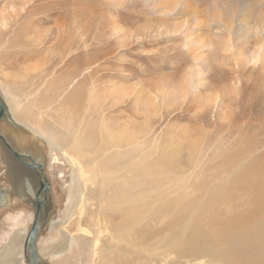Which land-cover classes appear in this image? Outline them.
I'll return each mask as SVG.
<instances>
[{"label": "rangeland", "instance_id": "rangeland-1", "mask_svg": "<svg viewBox=\"0 0 264 264\" xmlns=\"http://www.w3.org/2000/svg\"><path fill=\"white\" fill-rule=\"evenodd\" d=\"M0 89L17 120L60 148L44 143L55 220L37 248L49 264L63 248L60 230L75 236L80 227L122 257L126 248L110 234L111 212L101 206L106 198L88 196L95 189L76 142L83 136L102 146L134 132L145 148L138 153L150 188L181 176L174 198L181 199L172 207L181 215L173 220L165 210L146 209L144 253L130 248L123 255L128 264H159L167 241L150 263L152 243L168 240L188 214L203 231L193 240L214 239L219 264H264V0H0ZM52 90L62 94L59 105L62 96L72 107L80 102L78 116L60 117L67 126L57 121L58 105L51 104L52 112L44 107ZM79 115L86 127L74 137ZM62 155L74 161L85 186L82 208L67 221L71 166ZM171 164L179 175L167 171ZM5 170L0 162V189L8 188ZM146 183L142 192L150 197ZM237 217L246 225L234 224ZM32 218L19 200L0 213V264H26L23 241ZM213 218L216 226L208 228ZM227 227L235 231L229 235ZM12 237L18 249L9 247ZM70 254L80 264L76 244Z\"/></svg>", "mask_w": 264, "mask_h": 264}, {"label": "bare ground", "instance_id": "bare-ground-1", "mask_svg": "<svg viewBox=\"0 0 264 264\" xmlns=\"http://www.w3.org/2000/svg\"><path fill=\"white\" fill-rule=\"evenodd\" d=\"M0 92L4 98L5 104L9 110V113L11 114V117L17 124L26 128L30 132H33L42 141H44L45 144L47 142L52 150L54 149L58 151L60 150L58 144L48 142L42 133L38 132L37 130L31 127H28L27 125L17 120L13 114L12 106L7 100L5 93L1 89ZM58 93L59 92L52 90L50 94L51 96L49 99H46V104L44 107L47 108L49 111L51 110L52 112V109L50 108L52 107L51 104H54L56 107L58 105L56 112L54 111V114L57 113V115H59L58 119L62 117L63 113L64 115L66 114L71 115L75 113V116H78L77 112L80 110V102L78 98L76 99V101H74L75 105L72 107V105H70V99L68 100L63 99L62 96L63 101L59 105L57 104V99L62 94H58ZM66 103H67V107H66ZM50 114L51 113H49V115ZM57 121H59L62 126H67V122H64L62 118ZM85 125L83 124L82 115H79V125L72 127L74 137H77L80 134V129L86 127ZM93 130L91 129L90 131L92 135H94V133L96 132L95 130H94L95 132H93ZM99 134H100L99 137L100 139L104 138V135L102 134L101 131L99 132ZM134 136H135V132L128 135L127 139H123L121 142L112 140L106 142L102 146L98 144L96 146L92 145L91 141L83 139L82 138L83 136H81V138H78V142H76V145L81 148L80 156L82 158V163L86 168V172L90 173L89 181L94 186L93 189H95L86 192L88 193V196L90 198H95L97 194H101L103 198H106L105 199L106 202L101 204V206H103L104 211L110 210L111 212L106 221L108 224V230L110 234L116 235V237L118 238V242L126 248L125 252L121 253L122 257L121 258L116 257L120 254L118 248L106 244L104 246H99L98 243L101 240V237L92 236L90 231H88L86 228L80 227L77 228L78 234H75V236L73 234H70L69 232L66 233L64 230H60V234L63 238L64 244L63 243H61V245L59 244V246H61L60 248L63 247L62 249H60L62 250L61 253L58 252L60 251L58 248L56 249V251L58 250L57 253L54 252L55 255H54L53 264H76L74 263V260H72L70 256L71 255L70 252L74 244L78 246L80 264H91L90 263L91 258L94 259L95 261L93 264H128L124 256H129L130 248L133 254H135L136 256H140L142 253H144L145 245H143L142 243L143 237L140 238V235L143 236L144 219L146 217H150L151 214V212L146 211V209L151 210L154 213H161L163 210H165L164 214L173 216V220L175 218H179V215H181V213H179L178 211L176 212L175 210L172 209L173 206L175 207V209H177L178 203L180 202L181 199L180 197H179L180 199H176V200L174 199L175 197L177 198L178 190L180 189L177 186H179L178 182L182 181L180 179L181 176L173 180H167L165 184H160L155 190L150 188L145 182V180H143L144 178H142V176H144L142 174V172L144 171V165L140 164L139 161L140 157L138 151L141 149V151L143 152L145 148L138 146L140 145L139 144L140 137L138 138ZM59 137L62 140L64 139L63 134H61ZM127 140L130 143H134L133 145L135 146V148L133 147V145L127 142ZM35 149H37V147H35L34 150ZM64 159L68 162L69 166H71L70 185L68 188L69 192L66 198V209H65V217H66L65 221H67L70 220V218L73 216L74 214L73 212H75V210H77L78 208L79 209L82 208L81 204H83L84 200L82 197H80V192L85 191V186H83V183L81 181V171H79V169H76V165L74 161L69 157H66ZM38 160L39 159H36V161ZM166 169L168 172L170 171V173H175L176 175H179L178 172L176 171V167L173 164H171V166ZM150 170L152 172V168L149 169V171ZM17 183H18L17 185L19 186L22 185V183H19V181H17ZM145 183H146V188L149 190V192L152 193V196L150 197L142 192L143 189L142 186H144ZM23 189L26 191L28 188L23 187ZM184 195L186 198V193ZM184 195L183 196L181 195L182 198L184 197ZM188 195H190V193ZM171 198H173L174 201H172L173 199L171 200ZM170 201H172L173 203H171ZM186 214L187 212L184 211V217L186 216ZM228 217L229 216H225V217L222 216L220 218L226 220ZM165 218L166 216L163 217L162 220L163 223L165 221ZM237 218L239 219L241 217H237ZM54 220L50 221L48 227H50V225L53 224ZM173 220L171 221V223L165 224L163 228L169 231L170 226L173 223ZM192 221H193V217L191 216V214L190 215L188 214V216H186L183 219L184 223L182 226L178 228L173 227L172 231L170 232L168 240L165 236H161L158 240L155 239L156 241L152 243V247L154 248L153 254L149 257L150 263L154 262L153 259L159 258L157 254L161 250V244L167 241V243L164 245L166 247V251H162L164 255L159 259V262H157L159 264H219V262L222 260L221 259L222 255L219 247H217L214 244L215 240L211 239L210 241L208 238L206 240L203 239L193 240L194 237H196V235L202 234L203 231L201 230L202 229L201 226L194 224V222ZM237 221L238 220L235 219L234 224L237 223L241 227L246 225L241 220L238 222ZM216 222L218 221L216 220ZM100 224H101V219H99L95 223L96 226ZM254 225L256 226V223H254ZM207 226L208 228H212L216 226L215 219L213 218L209 220V222H207ZM234 231L230 230L228 227L225 228V232L229 235H231ZM16 244H17V238L12 237L9 243V247L17 248ZM51 244L53 243H50V245ZM232 244H234V242H232ZM55 245L57 246V244H54V246ZM49 249L51 250V248ZM210 250L212 253L208 254ZM115 257L116 259H114ZM123 259L126 260V262H124ZM23 260L25 261L24 258ZM47 263L49 264V262Z\"/></svg>", "mask_w": 264, "mask_h": 264}, {"label": "water", "instance_id": "water-1", "mask_svg": "<svg viewBox=\"0 0 264 264\" xmlns=\"http://www.w3.org/2000/svg\"><path fill=\"white\" fill-rule=\"evenodd\" d=\"M0 162L5 166L8 182L7 189H0V213L9 209L14 200L21 201L33 211V222L23 241L24 259L26 264H48L37 248V240L55 213L51 185L45 174V144L13 120L1 92ZM17 181L22 185H17ZM23 187L28 189L25 191Z\"/></svg>", "mask_w": 264, "mask_h": 264}]
</instances>
